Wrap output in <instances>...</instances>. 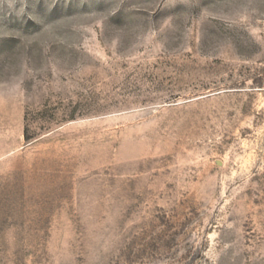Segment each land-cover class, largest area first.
<instances>
[{"label": "rangeland", "instance_id": "rangeland-1", "mask_svg": "<svg viewBox=\"0 0 264 264\" xmlns=\"http://www.w3.org/2000/svg\"><path fill=\"white\" fill-rule=\"evenodd\" d=\"M0 264H264V0H0Z\"/></svg>", "mask_w": 264, "mask_h": 264}]
</instances>
